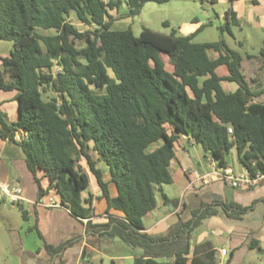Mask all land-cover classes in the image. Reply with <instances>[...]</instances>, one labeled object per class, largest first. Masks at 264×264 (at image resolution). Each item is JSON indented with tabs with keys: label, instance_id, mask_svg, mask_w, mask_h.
Returning a JSON list of instances; mask_svg holds the SVG:
<instances>
[{
	"label": "trees",
	"instance_id": "obj_1",
	"mask_svg": "<svg viewBox=\"0 0 264 264\" xmlns=\"http://www.w3.org/2000/svg\"><path fill=\"white\" fill-rule=\"evenodd\" d=\"M167 1L0 0V41L13 47L0 56V90L16 92L17 103L15 122L0 112V138L22 151L38 200L54 190L61 208L86 220V233L97 241L117 238L130 249L133 264H217L212 246L192 241L202 222L218 212L215 205L204 204L186 221L181 208L164 235L141 232L143 218L156 209L155 187L173 184L170 166L181 136L218 167H227L226 157L235 150L241 166L264 172V103L255 99L263 91L251 89L242 56L223 39L193 41L204 25L189 35L143 27L135 36L130 28L111 29L115 20L138 16L144 4ZM123 3L126 14L110 15ZM71 16L85 29L68 21ZM225 21L220 30L230 34V26L238 24L231 9ZM208 51L218 56L210 59ZM260 55L264 58V49ZM219 66H226L228 76L216 74ZM222 81L238 87L226 93ZM48 91L54 97L45 98ZM99 162L108 168V182ZM38 172L48 179L47 189ZM89 177L106 202V214L115 210L122 219L108 216L105 224H92V200L81 196ZM223 208L235 219L246 211L234 203ZM73 243H44L46 264H64L63 253Z\"/></svg>",
	"mask_w": 264,
	"mask_h": 264
},
{
	"label": "crops",
	"instance_id": "obj_2",
	"mask_svg": "<svg viewBox=\"0 0 264 264\" xmlns=\"http://www.w3.org/2000/svg\"><path fill=\"white\" fill-rule=\"evenodd\" d=\"M220 1L226 2L224 11L231 9L238 19L237 25L230 26L231 35L235 34L234 28L239 33L238 36H242V40L238 41L237 45L240 48L248 46L252 51L258 49V54L245 53L240 55L242 56L243 74L246 76L251 89L263 91L260 97L255 99L264 103V58L260 55V51L264 49V38H262L264 35V0H218L216 4H219ZM210 5L212 4H208V6ZM109 13L117 17L111 11ZM117 21L115 20L114 23ZM192 24L187 27V32L201 26L200 22ZM113 25L111 29L118 30L113 28ZM234 40H236L235 36ZM217 56V53L208 51L210 59H215ZM215 72L219 77L228 76L226 66H219ZM221 87L224 92L233 93L238 86L234 82L222 81ZM15 95L16 92L0 90V112L8 122L17 120ZM20 137L21 134L17 133L16 139L19 140ZM180 138L174 144V158L170 166L173 179V184L170 186L173 187L177 196L171 198L168 194L163 193L161 202L157 201L156 209L143 218L144 229L141 232L164 235L169 227L178 221L177 213L180 212L181 208V219L186 221L191 218L192 211L200 209L204 204L215 205L218 212L202 222L200 228L194 231L192 241L195 243L203 242L206 246H212L217 257L219 251L225 249L226 264H257L252 258V252L256 250L259 251L260 258L264 261V181L249 188L236 189L225 185L216 177H211L207 184L199 181L196 179L197 177L212 172L209 157L203 158L208 169L200 164L199 158H197V162H193ZM187 141L190 146L196 145L188 138ZM92 155L95 159L97 158L95 153ZM226 160L227 167L235 173L244 170V167L238 162L235 150L227 155ZM194 164L199 167V171ZM97 167L102 170L104 181L108 182V168L102 162H99ZM37 179H39L43 189L48 188L49 181L43 176V173L38 172ZM0 181L10 186L19 187L25 199L16 206L0 203V213L7 207H17L25 212V217H22L23 223L18 230L13 229L10 224L7 226L10 256L7 258L6 264H46L50 256L44 249V243L58 246L68 240H74V243L67 247L63 253L64 264H91L95 259H99L103 263V255L98 246L101 242L109 241H97V238L90 236L85 232L86 220L75 219L64 208L42 206L47 197L44 196L38 200V185L34 175L27 168L22 151L18 146L1 138ZM90 183L93 185L92 192L89 191ZM89 186L82 192L81 196L84 200H92L94 211L91 219L92 224H105L108 221V216L122 219L123 215L115 210H110L106 214V202L100 198V190L91 177H89ZM108 188L110 196L115 197L114 185L109 184ZM49 192L58 199L54 190ZM226 203H234L246 208L241 219L228 217L231 211L226 212L224 210L223 207ZM146 218L150 220L147 224L144 222ZM173 219L175 221L171 222ZM0 221L5 223L1 215ZM162 224H167L166 230L164 232L157 231V228ZM37 232L40 233L41 237L38 236ZM214 238H221L220 242L215 243ZM116 239L111 242H115ZM123 253L118 254V256H107V258L111 264H115L116 260L123 262L127 259H133L132 253L126 245Z\"/></svg>",
	"mask_w": 264,
	"mask_h": 264
},
{
	"label": "rangeland",
	"instance_id": "obj_3",
	"mask_svg": "<svg viewBox=\"0 0 264 264\" xmlns=\"http://www.w3.org/2000/svg\"><path fill=\"white\" fill-rule=\"evenodd\" d=\"M208 4L209 3L206 2L201 3L199 0H168L166 3L162 4L148 2L144 4L138 16L126 19L121 18L114 23L113 28L118 30L130 28L135 36L140 34L143 27L164 34H169L172 30H174L179 35H186L194 32L198 28L197 27L193 31L187 32V27L193 25L192 23L200 22V25H204V28L194 38L193 41L195 43L217 42L220 39H223L231 50L237 51L241 55H244L245 53L258 54V49L252 51L248 46L240 48L237 45L238 41L242 40V36H238L239 33L234 28L233 32L235 34L233 35L236 40H234V36L229 34L228 31L221 32L220 28L226 25L224 18L226 2L220 1L219 4H212L210 6H208ZM126 11L127 7L123 3L118 11H111V13H113V15H117L119 18L123 16ZM68 21L73 23L81 31L85 29V27L78 23L73 16H71ZM164 23H166L167 26ZM262 38H264V35H262ZM261 44L263 45V43ZM12 50L13 47L11 42L0 41V56L9 55ZM161 57L163 60L167 61V57L164 54H161ZM166 68L171 70V66L169 64L166 65ZM93 91L94 93L100 92L95 89H93ZM44 97H54V93L52 91H48ZM180 139L186 151L189 153L191 160L193 162H197V158H199L200 164L208 169V166L203 159L204 151L202 148L198 145L190 146L185 136H181ZM81 165L86 168L84 161L81 162ZM195 166L199 171V167L197 165ZM92 186V183H90V192L93 190ZM163 193L168 194L171 198L175 197V195L177 196V193L172 186L163 185L161 187H155L156 201L161 202ZM0 215L3 217L5 222L3 223V221H0V264H6L7 258L10 256V240L7 236V226L10 224L13 229L18 230L19 226L23 223L22 210L17 207H7L2 210ZM149 221V218L144 219L146 224ZM173 221H175V219L171 222ZM166 225L167 224L160 225L157 228V231L164 232L166 230ZM220 239L221 238H214V242L219 243ZM114 241L115 242H101L98 248L103 255V263H101L99 259H95L91 264H111V261L107 258V256H118V254H124L125 244L118 239ZM252 258L257 264H264V261L260 258L258 250L252 252ZM115 264H133V259H127L123 262L116 260Z\"/></svg>",
	"mask_w": 264,
	"mask_h": 264
},
{
	"label": "built area",
	"instance_id": "obj_4",
	"mask_svg": "<svg viewBox=\"0 0 264 264\" xmlns=\"http://www.w3.org/2000/svg\"><path fill=\"white\" fill-rule=\"evenodd\" d=\"M228 133H232L229 128ZM212 165V172L208 175L197 177L199 181L207 184L211 177L220 179L225 185L231 188H249L264 181V172L255 171L251 173L247 169L240 173H235L229 167H218L213 159H209ZM46 202L42 206L47 208H61L60 202L53 195L46 196ZM22 191L19 187L10 186L7 183L0 181V203L4 205H17L24 201ZM226 250L221 249L217 257V264H226Z\"/></svg>",
	"mask_w": 264,
	"mask_h": 264
}]
</instances>
